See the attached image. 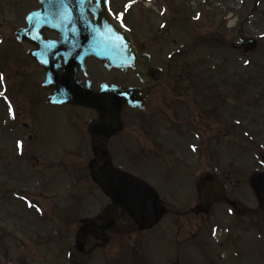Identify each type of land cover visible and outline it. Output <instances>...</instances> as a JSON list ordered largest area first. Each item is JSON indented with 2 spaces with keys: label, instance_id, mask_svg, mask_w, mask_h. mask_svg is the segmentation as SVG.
<instances>
[{
  "label": "rangeland",
  "instance_id": "rangeland-1",
  "mask_svg": "<svg viewBox=\"0 0 264 264\" xmlns=\"http://www.w3.org/2000/svg\"><path fill=\"white\" fill-rule=\"evenodd\" d=\"M180 3L182 14L177 15L176 5L172 12L187 22L180 30L170 23V38L167 31H158L164 19L158 9L145 7L144 2L131 10L127 21L142 40L158 38L157 58L182 45L187 48L198 35L218 36L220 41L210 42L215 45L202 41L194 52L184 54L182 62L196 65L201 80L214 79L218 87V79L224 82L223 91L230 92L226 94L229 107L215 111L214 106L223 104L205 93L197 95L198 108L186 101L193 98L192 88L197 86L193 76L181 80L182 88L170 99L160 101L170 83L180 84L170 81L151 97L147 110L128 112L126 129L111 143L110 154L115 165L146 178L171 210L183 212L192 207L197 198L195 183L201 175L213 172L228 184L230 195L253 212L233 217L220 204L204 218L187 213L182 219L175 211L140 233L124 218L111 230L105 247L96 245L85 256V264H131L134 253L140 258L146 254L154 264H174L177 259L180 264H264V214H260L264 208L258 207L250 185L252 174L264 168V0ZM35 6V0H0V43L4 38L8 42L0 48L4 50L0 67L5 72L0 73V97L3 93L8 99L0 98V264H69L80 227L89 220L102 221L100 213L109 205L92 179L97 167L91 171L90 166L98 156L92 146L97 142L91 143L74 126L62 127L69 114H83L82 110L70 112L69 107L42 103L45 93L38 69L24 55L25 47L13 39L24 15ZM134 18L139 27L132 23ZM246 37L257 39L255 50H244ZM5 77L9 86L3 84ZM87 113L77 121L84 124L93 114ZM45 124L48 127L41 137ZM227 232L233 235L235 247ZM194 233L199 248L191 242ZM89 237L92 244L95 240Z\"/></svg>",
  "mask_w": 264,
  "mask_h": 264
},
{
  "label": "water",
  "instance_id": "water-1",
  "mask_svg": "<svg viewBox=\"0 0 264 264\" xmlns=\"http://www.w3.org/2000/svg\"><path fill=\"white\" fill-rule=\"evenodd\" d=\"M42 3V9L47 8V1L43 0ZM52 5L57 7V1L54 0ZM82 8H84V12H93L97 20V23L92 27L94 31L91 32L94 37L89 41V46L87 48V52L90 56L100 59L109 69L114 67V65L126 67L125 64L144 60V56L138 57L137 48L139 47L136 46L134 37L121 22L115 19L110 11L108 0H101L100 4H97V6L93 5L90 0L89 3L82 4ZM72 11L74 12L75 10ZM36 14L38 13L32 14V20L37 17L35 16ZM69 17H71L70 13ZM37 28L38 26H36L33 21L28 29L19 30L17 35L24 36L27 30H35ZM62 41L69 43V39H66V37L65 39L63 38ZM253 45V40H247V47H253ZM53 96L54 101L58 103H69L70 100L74 103H82L84 106L94 107L98 110H101L107 104L112 106V108L119 107L120 105L123 107L128 104V102L137 105V103L131 99L127 101L129 97L134 99L132 94L127 95V93L121 92L118 96L117 92L112 91V93H110L107 89H102L99 92L86 90L78 93L74 90L69 91V88L63 87L60 89V86H57L54 89ZM119 97H125L126 100L122 102L121 100L116 102L112 101L114 98L117 99ZM107 115L108 112L105 111L102 120H108L105 118ZM111 176L112 179H110ZM97 177L102 181L107 193L117 202L121 203L125 209H130L138 222L151 224L159 217L161 210L155 194L149 191L139 181L132 180L125 174L114 173L112 169H107L105 174H98ZM252 182L260 201H264V173L256 174ZM198 188L201 195L200 206L204 211H208L214 201L223 198L221 187L214 179H212L211 182L209 177L206 178V180L200 182ZM86 229L87 228L84 227L81 232Z\"/></svg>",
  "mask_w": 264,
  "mask_h": 264
},
{
  "label": "flooded vegetation",
  "instance_id": "flooded-vegetation-1",
  "mask_svg": "<svg viewBox=\"0 0 264 264\" xmlns=\"http://www.w3.org/2000/svg\"><path fill=\"white\" fill-rule=\"evenodd\" d=\"M113 1L114 4H117V6L122 3L123 0H111ZM143 1V0H142ZM150 3H149V6L151 8H157L156 6H159V7H162V11L161 13H163V18H164V22L162 23V26L161 28L158 30V31H167V34L170 33V30L168 29L169 28V24L170 22L168 21V18L170 16V13L172 12V7L173 5H177L179 4V1L180 0H149ZM162 1V3H161ZM136 5H138V3L136 2V0H133V6L135 7ZM175 7V8H176ZM132 10L135 9V8H131ZM129 11V8L126 10V13L123 14L122 16L125 17V16H130V13L128 12ZM128 13V14H127ZM152 13V11H150L148 14H147V17H149V15ZM121 15V14H119ZM164 15L166 16V18L164 17ZM128 19V18H127ZM132 23L135 24V26H139L140 23L137 21L136 18H134V21L132 20ZM46 36L47 37H55V34H53L52 32H47L46 33ZM163 38V37H162ZM159 40L156 36H154V39L149 41L148 42V50L150 51V53L153 55L154 57V63H157L156 65H161L164 63V59H161V61L159 60L158 62H156L155 60V53L158 54V50L157 49H153L154 48V45L158 44ZM29 45V44H28ZM30 46V45H29ZM31 48V46H30ZM36 64V66H38L39 70L41 71L40 73H42V75H44L45 77V71L42 69V67H40L36 62H34ZM96 65L97 67H100L101 64L94 60V59H89L87 60V67H88V70L90 72V76L92 77V80H93V85L95 87H98L99 84L101 82H103V79H99V75L94 72L92 70V67ZM167 71L169 70V61L167 62ZM84 68H85V61L83 60L82 56L81 55H75L73 53H70L69 51V85L70 84H76L78 85L79 87H82L86 84L87 82V74L85 73L84 71ZM114 72V71H112ZM117 73V76H113L111 80H109V82H112L114 84H123V85H126V86H129V85H137V86H144L142 85V83L140 82V80L137 78L136 74L134 72H130L128 75H131L132 76V80L131 81H124V80H121V75H120V70H116ZM74 82V83H73ZM154 82L150 79L149 81V84H153ZM163 86L161 85V87H157L155 89L152 90V92L150 93V96L149 98H151L153 95L155 96L156 95V91H158L160 88H162ZM51 106V105H49ZM53 107V105L51 106ZM74 110H80V109H75V108H72L71 106H69V111H74ZM83 114H69V127L70 126H74V127H80L81 128V132H83V128H85L84 132L86 131V126L88 124V121L81 123V122H78L77 119H80V118H83V117H86L84 111L82 110ZM46 127H43V129L40 131V134L42 135L41 137H43V133L44 131H46L48 125L45 124ZM86 125V126H85ZM23 126L26 128V129H29L30 128V125L26 124V123H23ZM31 138V136H30ZM119 212V207L117 206H110V208H108L107 210H105V213H108V219H110L111 217L115 216L117 213ZM181 227V226H179ZM113 228V227H112ZM112 230V229H111ZM179 234L180 232L178 233V237H179Z\"/></svg>",
  "mask_w": 264,
  "mask_h": 264
},
{
  "label": "snow or ice",
  "instance_id": "snow-or-ice-1",
  "mask_svg": "<svg viewBox=\"0 0 264 264\" xmlns=\"http://www.w3.org/2000/svg\"><path fill=\"white\" fill-rule=\"evenodd\" d=\"M60 2L63 4V3H66L67 2V0H60ZM90 2V0H80V3L81 4H87V3H89ZM96 3H99V0H96ZM123 14H121V16H122ZM246 63H248L247 61H246ZM0 79H2V74H0ZM237 123H239V122H237ZM26 199V198H25ZM28 206L29 207H33V205L31 204V202L29 201L28 202Z\"/></svg>",
  "mask_w": 264,
  "mask_h": 264
}]
</instances>
